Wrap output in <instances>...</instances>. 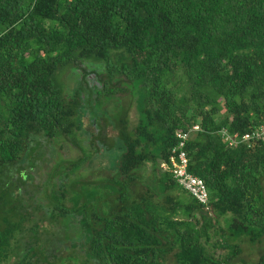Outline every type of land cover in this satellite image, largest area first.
Wrapping results in <instances>:
<instances>
[{
  "label": "trees",
  "instance_id": "1",
  "mask_svg": "<svg viewBox=\"0 0 264 264\" xmlns=\"http://www.w3.org/2000/svg\"><path fill=\"white\" fill-rule=\"evenodd\" d=\"M0 264H264V0H0Z\"/></svg>",
  "mask_w": 264,
  "mask_h": 264
},
{
  "label": "built area",
  "instance_id": "2",
  "mask_svg": "<svg viewBox=\"0 0 264 264\" xmlns=\"http://www.w3.org/2000/svg\"><path fill=\"white\" fill-rule=\"evenodd\" d=\"M193 130H197V126L193 127ZM186 135L187 134H183L182 132L176 133L175 136L178 138V141L171 150V154L168 158V165L166 163H161L159 167L160 169L168 170L173 175L178 185L182 187L183 191L188 193L199 204L205 206L208 198L206 186L201 179L188 173L186 169L187 160L184 152L181 150ZM249 137V135H245L242 139L247 140Z\"/></svg>",
  "mask_w": 264,
  "mask_h": 264
},
{
  "label": "rangeland",
  "instance_id": "3",
  "mask_svg": "<svg viewBox=\"0 0 264 264\" xmlns=\"http://www.w3.org/2000/svg\"><path fill=\"white\" fill-rule=\"evenodd\" d=\"M71 73H72L71 75H74V72H71ZM64 82H65L68 89L72 86V82H71L70 78H64ZM121 100H124V101L128 100V94L121 95ZM130 116H131V118L134 119V116H132V110H130ZM84 122L86 123L87 129H90L89 125H88V119L87 118H84ZM109 135L113 136V135H115V133L113 131L109 130ZM58 153L64 159L65 158H73V157L75 158L77 155L75 150L72 149L71 147H69L67 144H62V147L59 149ZM106 163H107V161H106L105 157H97V160L94 162L96 167L98 165H106ZM96 167L92 168V170H95ZM88 172H89V170H88ZM83 173H84V175L88 174L87 171H84ZM168 261H171V259H168Z\"/></svg>",
  "mask_w": 264,
  "mask_h": 264
}]
</instances>
